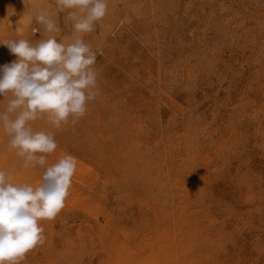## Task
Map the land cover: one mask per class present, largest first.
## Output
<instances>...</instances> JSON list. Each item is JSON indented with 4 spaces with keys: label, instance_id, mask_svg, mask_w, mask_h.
<instances>
[{
    "label": "rangeland",
    "instance_id": "obj_1",
    "mask_svg": "<svg viewBox=\"0 0 264 264\" xmlns=\"http://www.w3.org/2000/svg\"><path fill=\"white\" fill-rule=\"evenodd\" d=\"M40 11L59 33L35 21ZM66 17L56 0H0V68L17 59L3 42H71ZM83 39L98 74L86 114L59 129L30 122L54 134L48 164L72 155L76 172L64 208L40 221L44 244L20 264L113 263L118 243L203 215L195 232L211 242L179 264H264V0H109ZM11 98L0 96V112ZM0 132V170L37 186L45 169L25 168Z\"/></svg>",
    "mask_w": 264,
    "mask_h": 264
},
{
    "label": "clouds",
    "instance_id": "obj_2",
    "mask_svg": "<svg viewBox=\"0 0 264 264\" xmlns=\"http://www.w3.org/2000/svg\"><path fill=\"white\" fill-rule=\"evenodd\" d=\"M56 5L60 12L67 11L72 23L71 42H57L55 35L36 44L26 39L3 42L17 59L0 68V96H12L0 112V123L23 166L39 165L45 171L33 187L13 183L12 176L0 170V264H20L30 250L44 244L40 221L54 219L64 208L77 168L72 155L49 165L47 157L58 147L54 134L34 131L30 122L46 117L59 129L70 118L83 117L97 95L96 53L83 36L107 15L109 0H56ZM34 19L46 33H59L45 11Z\"/></svg>",
    "mask_w": 264,
    "mask_h": 264
},
{
    "label": "bare ground",
    "instance_id": "obj_3",
    "mask_svg": "<svg viewBox=\"0 0 264 264\" xmlns=\"http://www.w3.org/2000/svg\"><path fill=\"white\" fill-rule=\"evenodd\" d=\"M152 2V1H151ZM167 44V43H166ZM178 62V61H177ZM230 68V67H229ZM203 80V79H202ZM187 124V123H186ZM1 133V132H0ZM147 134V133H146ZM189 147V146H188ZM195 148V147H194ZM191 149V148H190ZM164 157V156H163ZM198 161V160H197ZM195 163V162H194ZM11 168V170L13 171V168L12 167H10ZM142 168V167H141ZM16 169V168H15ZM7 171H8V169H7ZM13 172H11V173H9V175H11L12 176V180L14 179V177H13V175H15L14 173L12 174ZM31 179V178H30ZM40 179V178H39ZM193 187H194V185H193ZM180 192V191H179ZM114 196V195H113ZM250 198V197H249ZM180 214H182V213H180ZM203 214H205V212L203 213ZM202 214V215H203ZM201 215V216H202ZM178 216V215H177ZM177 216H176V218H177ZM182 216V215H181ZM180 216V217H181ZM204 216V217H203ZM202 217L203 218H205V216L206 215H203ZM180 217H178V218H180ZM201 217V218H202ZM210 217V216H209ZM166 218V217H165ZM169 218V217H168ZM172 218V217H171ZM175 218V217H174ZM175 218V219H176ZM203 218L202 219H200V220H202L203 221ZM208 218V215H207V217H206V219ZM212 218V217H211ZM210 218V219H211ZM183 219V218H182ZM181 219V220H182ZM213 219V218H212ZM159 220V219H158ZM162 221H163V218L161 219ZM174 220V219H173ZM181 220H178V221H181ZM196 220V219H195ZM199 220V221H200ZM167 221H169V220H167ZM172 221V220H171ZM171 221L169 222V224L171 223ZM175 221V220H174ZM173 221V222H174ZM176 221H177V219H176ZM175 221V224H177L178 222H176ZM183 221V220H182ZM182 221H181V224H184L185 223V221H184V223H182ZM199 221H197L196 223H194L193 225L194 226H197L196 224H199L200 222ZM201 221V222H202ZM207 221H209V220H207ZM212 220H210L209 222H211ZM213 221H215L214 219H213ZM238 221V220H237ZM154 222H159V221H154ZM164 222H166V221H164ZM172 222V223H173ZM192 223L194 222V219H193V221H191ZM209 222H208V224H209ZM224 222V221H223ZM222 222V223H223ZM180 223V222H179ZM203 223H204V221H203ZM159 224H164V226H166L167 225V227L169 226L168 225V223H166V225H165V223H162V222H159ZM174 223H173V225H175ZM172 225V226H173ZM186 225V224H185ZM190 225H192V224H190ZM201 225V224H200ZM211 225V224H210ZM224 225V224H223ZM152 226V225H151ZM156 226V225H155ZM172 226H169L168 228H170V227H172ZM192 227V229H191V226L190 227H188V228H186V230H184V228L182 229V227L183 226H180L179 225V227L178 226H174L173 228H175L176 227V229L173 231V230H171L172 232H170L169 231V229H165L164 227H163V225H162V229L160 228V229H156V230H154L155 229V227L154 226H152V227H154V229L152 228H150V230L151 231H153L152 232V234L151 235H149V237H145L146 239H143V240H141L140 238V241L138 240V243H137V241H136V243L135 244H133L134 243V241H133V243H131V242H129L130 244H133L132 246H130L129 245V243H125V242H121V243H118L117 245H115V246H113V248H114V250H115V252H116V261H114L113 263H110L109 261H107L106 260V258L104 259H102V260H100L99 262H98V264H119V263H121V264H127L128 262L129 263H133V262H135V263H139V264H179L180 263V261H182V257H184V251L187 249V248H191V246L193 247L194 245H198V244H200V242H201V245L204 243V242H207L211 237L209 236L210 234H209V232L207 231V229H205V231H207V233L209 234L208 236L210 237L209 239H207L208 237L207 236H205V234L207 235V233H205V231L203 232V233H205V234H203L202 232H200L201 230H200V228H199V232L197 233V232H195V229L197 228H195V227ZM207 226V225H206ZM179 229H178V228ZM203 227H205V226H203ZM202 227V228H203ZM156 228H158V227H156ZM223 228V227H222ZM182 229V230H181ZM191 229V230H190ZM182 231V233H185V236H186V239L185 238H183V236H181V231ZM192 230H194V231H192ZM210 230V229H209ZM197 231H198V229H197ZM211 231V230H210ZM226 231V230H225ZM193 232H194V234H193ZM214 232V231H213ZM147 233V232H146ZM180 233V234H179ZM200 233H201V235H200ZM220 233V232H219ZM148 234V233H147ZM150 234V233H149ZM199 234V238H198V235ZM234 234V233H233ZM176 235H178V236H176ZM147 236V235H146ZM200 236H201V238H200ZM176 237H178V238H176ZM218 237V236H217ZM130 238V237H129ZM135 238V237H134ZM226 238V237H225ZM138 239V238H137ZM136 239V240H137ZM212 239V238H211ZM214 239V238H213ZM185 241V243H184V241ZM129 241H130V239H129ZM210 241V240H209ZM213 241V240H212ZM211 242V241H210ZM213 243V242H212ZM207 245V243L206 244H204V246H206ZM211 244H209V246H210ZM217 245H218V243H217ZM200 246V245H199ZM198 246V247H199ZM203 247V246H202ZM212 247V246H211ZM196 248V247H195ZM206 248V252L205 253H207V249H209V248H207V247H205ZM214 249H216L215 248V246H214ZM203 252V251H202ZM205 253H204V255H205ZM203 255V256H204ZM205 257H206V255H205ZM207 259V258H206ZM182 264V263H181Z\"/></svg>",
    "mask_w": 264,
    "mask_h": 264
}]
</instances>
